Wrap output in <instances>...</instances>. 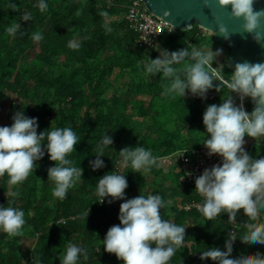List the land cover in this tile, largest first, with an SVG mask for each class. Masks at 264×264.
Here are the masks:
<instances>
[{"label": "trees", "instance_id": "obj_1", "mask_svg": "<svg viewBox=\"0 0 264 264\" xmlns=\"http://www.w3.org/2000/svg\"><path fill=\"white\" fill-rule=\"evenodd\" d=\"M45 2L47 7L42 11L39 0H0V103L11 97L1 126L11 125L18 110L38 118V132L70 126L78 143L66 158L72 161L70 166L83 168V177L75 181L66 198L60 199L53 195L55 182L48 179V169L55 162L47 155L21 183L10 184L7 173L0 176V205L22 209L26 221L18 234L0 230V264H20L27 257H33L36 264H61L72 244L88 252V259L81 255L79 264H123L104 251L102 241L108 229L119 224L123 201L109 204L111 197H107L103 204L98 203V178L115 173L119 151L125 147L143 146L158 158L202 146L207 136L202 121L206 108L228 98L237 105L239 93L224 81L232 82L227 63L218 71L211 61V68L224 79L213 77L211 100L202 101L189 89L183 96L164 95L174 77L166 78L162 71L146 73L145 65L163 56L155 49L139 47L138 35L126 20L129 0H115L112 6L109 0ZM25 14L31 18L23 19ZM15 24L19 27L13 35L7 28ZM36 34L42 39L35 40ZM70 42L78 46L72 47ZM160 42L168 53L189 52L188 57L171 65L176 69L174 75L185 81L187 69L195 63L190 55L193 49L224 48L225 61L229 54V47L217 42L214 35H204L197 25L189 31L176 29L165 34ZM115 75L123 79L121 84L111 81ZM147 118L152 125L146 126ZM106 130L113 144L104 150L105 166L93 171L89 162L95 159L96 146ZM247 139L253 157L264 154V137ZM181 176L179 167L166 173L158 161L139 172L129 163L125 189L128 199L159 194L165 202L162 219L186 227L188 248L179 247L169 264H220L210 258L201 260L200 252L207 247L226 248L233 230L237 234L233 254L264 253V245L242 238L253 219L243 207L238 210L236 227L229 220L230 213L221 212L209 220L197 209L182 208L185 203L204 200L193 184L181 181ZM9 191L17 195L5 196ZM7 200L14 203L8 205Z\"/></svg>", "mask_w": 264, "mask_h": 264}, {"label": "clouds", "instance_id": "obj_2", "mask_svg": "<svg viewBox=\"0 0 264 264\" xmlns=\"http://www.w3.org/2000/svg\"><path fill=\"white\" fill-rule=\"evenodd\" d=\"M254 0H219L221 5H231V15L242 18L243 28L252 31L264 17V10L254 11ZM15 7V5H13ZM47 4L39 0V8L43 11ZM25 14L23 19H30ZM19 25L7 28L10 34H15ZM108 31V28L105 25ZM225 32L224 27L220 28ZM34 39H42L36 34ZM70 46L77 47L70 42ZM191 58L195 61L187 69V80L175 76L176 69L171 65L179 63L189 56L187 50L164 52L163 58H155L145 65L146 73H163L164 77H174L171 87L164 90V95L178 94L183 96L186 89L192 94L204 97L213 87V77H219V72L211 68L214 53L208 49H193ZM206 67L209 69L206 71ZM229 87L243 95L262 97L264 99V61L238 63ZM11 125L0 126V176L5 173L10 177V184H18L27 179L34 168H38V161L45 155L55 162L48 169V179L55 182L53 195L66 198L68 190L76 180L83 177V168L70 166L72 161L67 154L76 149L77 134L68 127L41 130L37 117H28L24 110L16 111L12 116ZM206 129L204 147L207 155H219L222 161L205 168L195 179V190L205 199L200 211L209 219L224 213H230L229 220L234 221L238 210L243 207L253 218L248 223V229L242 238L249 242L264 245V154L253 157L250 150L245 148L246 136L264 137V102L258 103L249 112L242 106H236L231 98L220 104L209 105L202 116ZM96 146V155L90 161L93 171L103 168L104 150L113 144V139L106 134ZM122 164L129 163L135 172L140 169L148 170L157 164V158L151 150L138 147H125L119 151ZM56 162H59L58 164ZM185 175H191L186 173ZM128 181L125 174L106 173L98 178L96 187L97 202L103 204L105 198L108 203L114 200L123 201L119 207V224L112 225L103 238L105 252L114 254L123 264H169L179 247L188 248L185 244L186 227L162 219L161 209L165 202L159 194L138 195L128 199L125 189ZM15 192L9 191L5 196L15 197ZM13 200H7L11 205ZM89 209L85 213L86 219ZM25 221L22 209L0 205V230L15 235L20 232ZM236 232L228 240L227 247H210L200 252V259L210 258L219 260L220 264H264V253L241 252L233 254ZM155 245V246H153ZM81 255L88 259L86 249L72 244L66 249L61 264H79Z\"/></svg>", "mask_w": 264, "mask_h": 264}, {"label": "water", "instance_id": "obj_3", "mask_svg": "<svg viewBox=\"0 0 264 264\" xmlns=\"http://www.w3.org/2000/svg\"><path fill=\"white\" fill-rule=\"evenodd\" d=\"M131 2L137 0H129ZM149 11L175 29L189 31L195 25L214 35V39L229 47L227 66L232 73L238 63L264 61V17L252 31L243 28L245 21L231 15V5L219 0H141ZM254 11L264 10V0H254ZM225 32L221 33L220 28ZM233 76V74H232ZM231 76V80H232ZM262 97L251 96L252 111Z\"/></svg>", "mask_w": 264, "mask_h": 264}, {"label": "built area", "instance_id": "obj_4", "mask_svg": "<svg viewBox=\"0 0 264 264\" xmlns=\"http://www.w3.org/2000/svg\"><path fill=\"white\" fill-rule=\"evenodd\" d=\"M115 0H109V6H112ZM126 20L129 27L138 35L139 47L145 50L155 49L159 43L160 38L165 34H171L176 29L169 25L166 21L153 15L146 7L143 1L137 0L129 4V10L126 15ZM221 80H224L220 77ZM227 84L230 82L224 80ZM214 92L208 90L204 97L199 95L202 101H209L213 98ZM236 106H242L245 110L251 112V99L250 95H243L239 93V99ZM208 149L204 145L200 147H190L180 149L172 154H165L157 158L164 172H171L176 166L182 172L181 181L183 183H191L195 186V179L202 174L205 168H211L213 165L219 164L222 157L219 155H207ZM128 168L122 164V157L118 160L115 168V173L125 174L128 177ZM191 173V175H185ZM198 195L204 200L205 197L199 193ZM204 201L185 203L182 208L185 210L197 209L199 212L200 207ZM202 213V212H201ZM203 214V213H202ZM204 215V214H203ZM233 226L236 227L237 221H231ZM232 232H236L233 230ZM20 264H36L33 257L25 258Z\"/></svg>", "mask_w": 264, "mask_h": 264}, {"label": "rangeland", "instance_id": "obj_5", "mask_svg": "<svg viewBox=\"0 0 264 264\" xmlns=\"http://www.w3.org/2000/svg\"><path fill=\"white\" fill-rule=\"evenodd\" d=\"M204 35H213L212 33L205 31L204 30ZM162 45H159L158 48H156V52L159 56H163V53L166 52L165 50H163ZM208 50H211L215 55L214 58L212 60L213 65L215 66V68L220 71L223 69L225 63H227L226 60V54L227 51L224 48H221V50H216V49H212V48H207ZM233 74V73H232ZM111 81H113L116 85H119L122 83L123 79L120 78L118 79V77L115 75L111 78ZM251 99V96H250ZM11 100V97L7 98L5 101L0 103V126L5 123V118H6V111L8 108V102ZM145 124L147 125H152V121L151 119H146L145 120Z\"/></svg>", "mask_w": 264, "mask_h": 264}, {"label": "crops", "instance_id": "obj_6", "mask_svg": "<svg viewBox=\"0 0 264 264\" xmlns=\"http://www.w3.org/2000/svg\"><path fill=\"white\" fill-rule=\"evenodd\" d=\"M159 45H162L161 48L167 52V50L164 48V46H163V44H162L161 42L159 43ZM159 45H158V46H159ZM158 46H157L156 48H158ZM156 48H155V49H156ZM250 142H251L250 139H247V140H246V143H245V148H246V149H247V147L249 146ZM144 174H145V175H148L147 171H144Z\"/></svg>", "mask_w": 264, "mask_h": 264}]
</instances>
